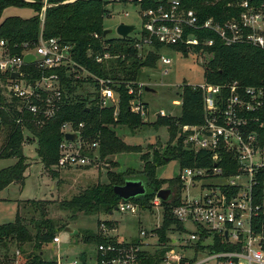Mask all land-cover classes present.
Masks as SVG:
<instances>
[{"label":"trees","instance_id":"1","mask_svg":"<svg viewBox=\"0 0 264 264\" xmlns=\"http://www.w3.org/2000/svg\"><path fill=\"white\" fill-rule=\"evenodd\" d=\"M66 1L49 0V3L56 5L46 11L44 37L58 38L63 44L71 45L74 61L88 74L85 78L76 79L75 75L77 74L71 73L65 67L47 71L48 75L56 73L60 76L64 104L60 112L43 126L36 125L33 116L29 113L24 115V122L18 124L17 120L21 113L15 111L13 105L19 101L15 99L13 103H7L0 88V104L10 107L11 110L2 112L5 144L1 159H17L14 165L0 170V191L13 183H20L24 178L27 167V157L24 153L26 132L37 140L38 156L47 169L58 165L60 145L65 136L63 132L65 124H72L75 130H79V125L84 124V127L80 129L82 141L85 144L99 142L98 154L84 151V154L89 157L98 158L101 161L116 153L142 152L141 147L125 144L112 128L115 125L125 124L134 130L140 126L148 125L142 116L130 111L131 101L135 95L129 94L128 86L138 82L141 78L140 70L142 68L155 66L160 58L161 47L156 45L154 51H150L147 57L142 59L139 50L134 46L135 38L130 36L127 39L104 38L103 22L110 13L106 9L107 3L104 0H77L63 4ZM209 1L184 0V5L186 9H193L196 12L201 24L210 18L222 26H225L229 21L240 20L241 10L226 8L224 2L213 4V0ZM41 2L42 0H36L34 3L24 0H0V39H6L12 48L18 45L16 52L21 51L25 43L31 45L38 41L41 32ZM152 6L153 4L149 1L143 5L144 8ZM10 7H32L36 11V15L29 19L11 16L1 20L4 11ZM190 32L194 33L200 41L199 45L192 48L193 53L209 55V59L203 64L206 83L223 86L237 82L244 87L264 90V48L247 41L227 45L217 32L205 28L188 29L187 34ZM95 34L101 38L96 39ZM209 40L213 41V45L205 44ZM171 48L184 54L192 51L182 44ZM89 52H92V56H89ZM105 54H109L110 58H104ZM98 56L103 58L101 62L96 60ZM23 73L26 76L30 73L32 82L42 75L41 71L34 68L25 69ZM98 79H110L117 84L114 86L119 96L117 114L114 108L102 109L100 107ZM87 85L94 88L92 92L86 90ZM79 91L80 93H78ZM181 99L180 116L158 117L152 124L156 130L159 126H166L172 133L171 135L176 137L182 126L204 123V99L200 88L184 84ZM256 116L259 121L255 127L260 136L264 155V108ZM184 138L183 135H180L178 144L164 153L155 150L152 153L143 154L141 159L147 163L144 172L136 174V171L132 169L126 175L110 172L108 174L109 183H98L74 194L62 201L60 208L71 213V219L76 218L78 214L112 213L123 202L114 193V187L124 185L126 177H131L145 181L147 194L131 199L129 202L138 204L140 209L152 211L154 208L152 202L158 192L163 189V184L166 183L165 180L161 181L156 178L158 168L173 160L179 161L181 170L214 167L210 153L206 151L194 152L187 149ZM221 157L218 166L223 168L224 176H229L238 170L232 153L223 150ZM208 178L211 181L213 177ZM256 181L255 192L261 199L264 193V169L256 175ZM168 189L172 191V194L168 201L161 200L164 221L162 227L157 230L159 242L164 247L154 255H150L145 264H160L166 251L170 248L168 244L171 239L168 233L173 229V226L179 229L183 228L172 213L173 208L182 203L184 186L180 178L175 180V184L171 183ZM33 203L38 206L37 210L43 205L38 201ZM40 212L41 215L38 219L28 221L25 217L18 216L13 223L0 225V249L8 250L11 244H15L19 248L27 243L33 245L34 250L23 264H57L56 261L43 258L44 250L53 242L57 233V226L51 219L46 218L44 209ZM83 239L98 245L118 243L114 238H106L101 235L91 236L89 233H85ZM135 242L139 243L137 240Z\"/></svg>","mask_w":264,"mask_h":264},{"label":"built area","instance_id":"2","mask_svg":"<svg viewBox=\"0 0 264 264\" xmlns=\"http://www.w3.org/2000/svg\"><path fill=\"white\" fill-rule=\"evenodd\" d=\"M121 2L122 0H114ZM124 1V0H123ZM127 1V0H125ZM141 7L143 29L134 46L139 52L148 48L154 51L159 45L160 62L170 65L172 60L162 55L164 49L184 45L188 49L199 45L200 41L188 29H209L217 32L227 45L240 41L264 48V0H213V4L224 2L226 8L241 10L240 20L229 21L222 26L210 18L203 24L193 9H186L184 0H128ZM146 1L153 4L144 8ZM210 2L209 0H207ZM34 3L36 0H25ZM45 4L49 0H42ZM46 5H42L40 14L41 32L38 41L16 52L17 46H10L6 39H0V88L7 103L21 113L18 124L24 122L26 113L33 116L36 125L43 126L53 119L63 106V92L60 76L56 73L46 74L48 70L68 68L70 72L87 71L73 59V47L63 44L58 38L44 37ZM96 39L101 37L95 34ZM213 45V41L205 42ZM175 51V50H174ZM182 53V52H180ZM28 54L35 60L27 63ZM184 54V53H183ZM92 56V52H89ZM104 58H110L105 54ZM98 62L103 60L97 57ZM34 68L41 71L40 78L32 82L31 74L23 73L25 69ZM167 73V71H165ZM18 73V77L13 74ZM76 79H79L75 75ZM99 104L102 109L114 108L117 114L119 96L114 88L117 84L110 79H98ZM144 90V85L139 84ZM195 86V85H193ZM203 93L204 123L182 126L180 132L185 137V147L194 152L206 151L212 155L213 168H186L180 174L184 186L182 203L173 208V216L182 225V229L173 226L170 232L186 233V224H193L197 229L188 237L171 239L170 247L160 264H264V193L258 198L255 188L256 175L264 169V155L260 136L256 129V116L264 108V90L244 87L237 82L223 86L205 83L197 86ZM129 94L135 95L133 87L128 86ZM138 95V94H137ZM181 105L179 102L176 103ZM11 111L10 107L0 104V160L4 148L2 112ZM133 114L147 116V106L137 98L131 101ZM167 117L164 111L158 117ZM144 118V117H143ZM32 120V119H30ZM79 125L75 130L72 124H65L63 132L77 135L75 141H64L60 145V159L57 167H83L98 158L84 154L86 146L94 150L99 142L85 144L80 136ZM230 152L237 163V171L229 176L223 175L221 152ZM213 177L208 185V192L196 195L195 182ZM211 179V178H210ZM214 179V180H213ZM154 207H161L157 196L152 202ZM139 205L133 202H121L118 211L135 213ZM146 236V232H142ZM158 237V235H153ZM53 243L60 244L55 236ZM154 244L139 240V243L119 242L100 244L96 250L97 264H145L150 255L149 246ZM154 246L163 245L158 242ZM20 255V251H15ZM60 264V262H59ZM73 264H76L75 262Z\"/></svg>","mask_w":264,"mask_h":264},{"label":"rangeland","instance_id":"3","mask_svg":"<svg viewBox=\"0 0 264 264\" xmlns=\"http://www.w3.org/2000/svg\"><path fill=\"white\" fill-rule=\"evenodd\" d=\"M104 1L107 3L106 9L110 12L103 22V29L112 31L108 38H119L117 29L120 25L136 26L137 30L130 37L138 38L137 36L143 29L141 7L128 0ZM34 15L36 11L32 7H10L4 11L1 20L11 16L29 19ZM149 52L148 48L142 49L141 58L145 59ZM161 54L169 57L172 63L163 65L158 59L154 67H144L140 70L141 78L138 82L129 83L135 90V97L137 96L148 108V115L143 116L144 122L148 125L134 130L125 124L111 127L125 144L141 147V153H116L109 155L105 160L92 161L83 167L60 168L54 165L47 169L38 156L37 140L27 132L25 133L24 153L27 157V167L20 183H13L0 191V225L13 223L18 216L25 217L28 221L38 219L41 215L40 211L44 209L46 218L51 219L57 226L55 236L61 239L59 245L52 242L44 250L45 260L56 261L57 264L59 262L60 264H73L74 262L76 264H97L98 244L84 241L85 233L91 236L101 235L114 238L119 242L134 243L136 240H143L154 245L159 242V236L153 237V235H158L157 230L163 225L162 207H154L152 211L139 208L135 213L114 211L109 214H78L76 218L71 219L72 214L62 210L60 204L92 185L109 183L108 174L110 172L123 173V175L128 174L131 169L136 171V174L144 172L147 163L141 159L143 154L152 153L155 150L164 153L178 144L181 132H178V137H173L168 127L159 126L156 130L152 124L157 120L161 111H164L167 117L180 116L182 86L184 84L201 86L206 83L203 64L209 59V55L195 54L193 50L188 54H183L173 49H164ZM76 74L79 78L86 76L83 71H77ZM139 84L154 88L156 92H146L140 89ZM93 89L90 85L86 86L87 91L92 92ZM177 102L181 105L178 106ZM98 149L92 150L86 146L85 151L98 154ZM16 162L17 159L0 160V170ZM156 171V178L166 182L163 184V189H168L171 183L175 184V180L180 178L182 173L178 160H173ZM130 178L126 177V179ZM211 183L207 180L195 182L194 194L207 193L208 185ZM35 201L41 202L43 207L37 210L38 206L33 203ZM67 227L74 229L75 232L70 234L66 231ZM185 229L186 233L169 232L168 236L171 239L184 238L197 230L193 224H186ZM142 232H146V236ZM154 245L149 246L150 252L161 250V246ZM16 250L20 251V255L15 254ZM33 250V245L30 243L22 248L15 244H11L8 250L1 248L0 264H23Z\"/></svg>","mask_w":264,"mask_h":264},{"label":"water","instance_id":"4","mask_svg":"<svg viewBox=\"0 0 264 264\" xmlns=\"http://www.w3.org/2000/svg\"><path fill=\"white\" fill-rule=\"evenodd\" d=\"M75 1H72V2H75ZM72 2L66 1V2H63V4H68ZM41 4L43 6L46 5L47 8H50L56 5V4H51V3L45 4L44 2H41ZM136 30L137 28L134 25H120L117 29V34L121 39H127L131 34L135 33ZM111 33H112L111 30H105L104 38H107L108 35H110ZM25 60L27 63H30L35 60V56H33L32 54H28L25 57ZM18 76H19L18 73L13 74V77H18ZM145 91L151 92V93L156 92L154 88H151L149 86H145ZM65 139L67 141H75L77 139V135L72 134V133H66ZM114 193L118 197H120L123 201L127 202V201H130L131 199L146 195L147 186H146L145 181L140 178H130L126 180L124 185L115 186ZM171 194H172V191L170 189H161L158 192L157 197L161 199L162 201L166 202L169 200ZM115 211H118V208ZM66 231L69 232L70 234H73L75 232L74 229L69 228V227L66 228Z\"/></svg>","mask_w":264,"mask_h":264}]
</instances>
